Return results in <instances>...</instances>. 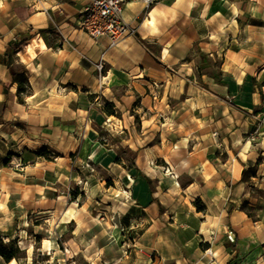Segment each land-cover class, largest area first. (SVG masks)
I'll list each match as a JSON object with an SVG mask.
<instances>
[{
    "label": "crops",
    "instance_id": "crops-1",
    "mask_svg": "<svg viewBox=\"0 0 264 264\" xmlns=\"http://www.w3.org/2000/svg\"><path fill=\"white\" fill-rule=\"evenodd\" d=\"M89 1L0 0V90L18 89L9 69L13 42L20 43L17 56L29 69L32 86L27 104L18 102L15 94L13 110L4 112L0 125L22 118L34 126L60 122L74 128L59 134H91L89 127L97 123L127 134L138 157L146 154L157 165L158 176L151 178L137 162L138 174L108 164L121 182L131 185L134 197L139 194V202L156 212L160 190L153 191L160 199L153 202L148 182L157 179L159 189L172 188L166 192L169 196L201 198L209 210L191 212L184 219L187 227L170 247L159 238L154 247L162 250L165 264H209L202 243L212 245L216 264L232 259L235 264H264V209L254 219L241 208L253 184L243 181V171L254 167L260 156L258 177H253L264 189V125L258 136L249 134L250 125L264 119V93L252 84L255 78L264 88V0H128L124 19L135 29L114 47L108 38H93L78 26L79 13ZM101 60L102 72L97 68ZM212 62H220L221 83L206 70ZM247 90L252 92L250 106H233L225 99ZM106 100L122 114H106ZM258 106L262 116L253 114ZM23 134L32 131L3 130L0 141L11 143L8 151L16 153V141ZM3 148L0 145V157ZM158 159L176 175L163 172L154 162ZM22 177V171L0 162V231L8 240L19 238L20 245L24 239L16 234L15 223L31 211L22 208ZM183 178L188 182L182 186ZM211 203L218 209L210 215ZM93 214L83 210L78 218L72 216L81 219L72 248L101 253L100 259L110 264L105 252L117 248V230ZM67 216L64 211L61 221ZM231 228L236 244L228 240ZM23 248L26 264H36L29 247Z\"/></svg>",
    "mask_w": 264,
    "mask_h": 264
},
{
    "label": "rangeland",
    "instance_id": "rangeland-1",
    "mask_svg": "<svg viewBox=\"0 0 264 264\" xmlns=\"http://www.w3.org/2000/svg\"><path fill=\"white\" fill-rule=\"evenodd\" d=\"M21 63L20 60H16L14 66L18 68ZM206 70L221 83L220 62L209 63ZM252 84L255 85L258 93H264V88L257 79L254 78ZM16 93L18 96V89L17 92L11 91L8 86L0 90V122L4 121V112L13 110ZM251 94V90L239 94L235 92V96L229 95L225 99L233 106L247 107L251 104ZM22 97L25 99L24 102H20L19 96L18 102L27 104L28 96L25 94ZM106 101L102 105L104 112ZM119 114H122L121 110ZM253 114L262 116L261 106L254 108ZM262 125H264V119L259 120L255 125H250L249 134L255 136L261 134ZM3 126L0 125V131H32V134H23V138L17 139L15 148L20 151L16 153L8 151V148H12L11 143L0 141V145L6 150L1 155L0 162L5 163L9 168L22 171V208L24 210L30 208L31 211L22 222L18 219L15 223L18 228L16 234L22 235L24 242L21 245L17 238L19 246L22 249L24 246L29 247L32 260L36 264H101V262L106 264L105 258L100 259L101 253L97 255L96 251H78L72 248L71 242H74L75 230L81 219L77 221L71 218L72 216L78 218L83 210L94 212L93 215L98 216L100 221L107 220L108 228H116L118 234L117 237L113 236V240L118 246L115 250L109 249L105 252L108 257L106 259L112 262L110 264H165L162 250L154 247L160 244L159 238H163L160 239L163 246L170 247L171 241L179 239L182 229L187 227L189 221L184 219L190 218L191 212H209L201 198L178 193H172L169 196L166 192L172 188L167 185L159 189L160 184L157 179H150L148 182V190L152 193L153 202L160 200L159 197H154L153 191L160 190V203L157 202L154 205L156 212L148 208L150 204L139 202V194L136 192L134 197L131 185L121 182V176L116 175L108 165L119 164L124 170L138 174L136 158L139 154L128 145L127 134L113 133L114 131L111 132L110 128H103L97 123L89 127L91 134H59L74 128L70 124L60 122L41 123L34 126L22 118L12 120ZM52 131L55 133L52 134ZM261 161L260 156L255 166L251 167L244 176V181L253 184L250 186V198L242 203L241 208L250 213L254 219H258L259 211L264 209V189L259 187L258 180L253 177H258L257 170ZM154 162L164 167L162 170L166 174L171 173L163 160L158 159ZM27 166L29 171L26 172ZM124 175H126L125 172ZM187 182L185 178L182 181L179 179L182 186ZM88 201L91 202L88 203ZM85 206H90V209ZM210 206L211 215L213 210L216 211L218 208L212 203ZM200 208L203 209L200 210ZM64 211H67L68 216L65 217L66 221L62 222L60 216ZM158 213H161L160 217ZM155 222H159L158 226L151 228L150 233L148 229ZM23 227L27 228L23 229ZM9 230L8 228L5 232L9 233ZM3 236L5 241L15 239L10 237L8 240L7 236ZM201 246L205 252L211 248L216 257L212 245L202 243ZM232 247L235 248V246ZM24 250L27 253V250ZM27 256L20 258L23 259L24 264L27 262L25 260ZM209 256L211 260V255ZM166 263L170 262L166 261ZM235 263V259L228 262V264Z\"/></svg>",
    "mask_w": 264,
    "mask_h": 264
},
{
    "label": "built area",
    "instance_id": "built-area-1",
    "mask_svg": "<svg viewBox=\"0 0 264 264\" xmlns=\"http://www.w3.org/2000/svg\"><path fill=\"white\" fill-rule=\"evenodd\" d=\"M128 0H90L79 13L78 26L93 38L106 37L110 46H117L127 35L134 32V27L128 25L124 19V10ZM151 4L154 0H146ZM97 68L102 72L105 68L103 60L97 63ZM154 85H156L154 83ZM228 240L237 241L233 230L228 232ZM206 252L211 255L209 264H216V257L211 248ZM76 264V263H74Z\"/></svg>",
    "mask_w": 264,
    "mask_h": 264
},
{
    "label": "trees",
    "instance_id": "trees-1",
    "mask_svg": "<svg viewBox=\"0 0 264 264\" xmlns=\"http://www.w3.org/2000/svg\"><path fill=\"white\" fill-rule=\"evenodd\" d=\"M19 51H20V43L13 42L8 52L9 69L12 74L13 83L18 84V96H19L20 102H24L25 99L22 97V95H25V94L26 96L31 95L32 86L29 81V75H28L29 69L27 68V66L23 63L19 64L20 66H18V68L14 66V63L16 62V60H19L17 56ZM105 112L108 115L119 114V111L115 107V103L110 102V101H106ZM248 171L250 170L244 169L242 179L244 178L245 173H247ZM244 180L245 178L243 179V181ZM202 209L203 208H200V210ZM248 214L251 216L250 213ZM24 251L25 250L19 246L17 238L10 240V241H5V237L0 232V264L2 262H10L14 258L19 260L20 258L27 256L26 251H25V254H24Z\"/></svg>",
    "mask_w": 264,
    "mask_h": 264
},
{
    "label": "bare ground",
    "instance_id": "bare-ground-1",
    "mask_svg": "<svg viewBox=\"0 0 264 264\" xmlns=\"http://www.w3.org/2000/svg\"><path fill=\"white\" fill-rule=\"evenodd\" d=\"M136 162L140 170L147 176L151 178H156L158 176L157 165L151 163L148 160V157L146 154H142V156L138 157L136 159ZM174 180L178 182L177 179H174ZM11 261L14 263L16 261V258L12 259Z\"/></svg>",
    "mask_w": 264,
    "mask_h": 264
}]
</instances>
